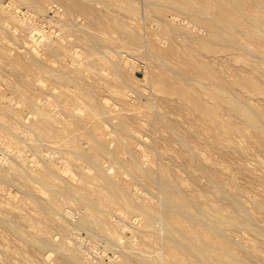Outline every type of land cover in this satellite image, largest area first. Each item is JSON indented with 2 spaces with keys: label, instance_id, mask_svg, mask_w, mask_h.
<instances>
[{
  "label": "rangeland",
  "instance_id": "1",
  "mask_svg": "<svg viewBox=\"0 0 264 264\" xmlns=\"http://www.w3.org/2000/svg\"><path fill=\"white\" fill-rule=\"evenodd\" d=\"M99 1L98 3L95 2L92 7L99 11L100 14H104V7ZM141 2L142 0H139L140 5L142 4ZM0 3L3 6L1 7L0 5L1 9L4 8V11H2L6 14V16L4 14V17L0 15V173H2L0 174V180L5 179L7 177L5 180H1L3 182H0V208H2V211L4 210L3 213L6 212L5 214L7 215L11 214V212H7L3 208H15V211L16 208H20V210L25 212H19L18 209L17 213H20V215L25 214L26 216L27 214V218H31L30 216L32 215V217H34L35 215L34 218L39 220H42L43 216L46 215L44 216V218H48L49 220L46 219L45 221V219H43V222H45V224L53 226L58 224H64L65 226H67L66 229H68V231L65 232L60 230L58 227L52 228L47 233L48 235L49 233H51L49 237H52V239H48L50 240L52 245L46 246L47 248H42L41 246L43 245H40V248L36 244L28 245L26 241H22L23 238L19 237L17 233H10L11 229L9 230V228H11V226H7L5 224L6 221L4 222V219L2 218L3 215H0V248L1 246H5V248L3 247L4 250H6L7 248L8 250L13 251V253L11 252L10 254H7V251H1L0 249V264H12V262L13 264H18V262H20V264H25L27 260V262H30V264H74L73 261L67 258L66 254H64L67 251L61 253L62 251L59 252L55 248V250L53 249L52 246H55L60 242L65 243L66 245L70 242L69 245H71L72 247L75 248L76 246V249L78 250L80 248L79 251L81 252V254H84L82 255L83 258H88V262L86 258H84L85 263L83 262L82 264H119L124 260L128 261V258H130L131 264H141L139 261H137L138 258L141 256L140 253H142L139 250L141 248L140 246H142L141 249L144 248V251L152 252V255H155L158 252H163V249L160 247V244L158 245L157 242L154 244V237L147 238V236H145L148 227L146 218L139 212L138 215L137 212H132L131 210H128L129 213H127L126 208L117 202L110 206L103 207L107 208L108 210L104 209L103 212H100V214L104 213V216L102 215V217L105 219L109 226H107L106 228V233L105 230H102L101 228L99 229V227H96V225L94 224L87 225V223L85 224L84 222H81L82 218L87 213V206L84 204V207L83 204L79 202V200L77 199V195L79 193L77 191L76 192L78 194L73 195L74 198L76 196L75 199L77 200H73L72 196L70 198L67 197L68 200H64L60 208H58L57 210L53 209L54 212L50 211L51 213L41 212L43 214L42 215L40 213L38 214L37 211L39 210V204L44 201L43 198H47L44 201L45 203L48 201L50 202L48 192L42 187H40L37 181L35 180H33L34 184L32 183V185L34 187L33 190L36 191V193H31L32 197H30V194H26V191H21V189L19 188L22 187L23 189H27V185L25 183L24 178H21L24 181L22 180V184L20 183L18 176L16 177L15 171L13 170L22 169L21 172L24 170L26 174H29L31 176H37L38 174L41 175L50 166H53L50 167L52 168L50 170L52 171V179L53 182H56L54 183L56 186H61L63 182L64 184L69 183L68 185L71 186H80L81 184H85L88 189H94V187H102L101 190L104 193L107 192V187L101 186V184L103 185V183L95 178L93 173L95 170L94 168H90L91 165L86 162L87 159L85 158V155L92 149L91 147L93 145V142L91 139L94 137L97 140L104 142L105 144L107 143L106 145H104L108 150L116 149L118 144L122 143V141L119 139H123L125 142L131 144V146L135 150L134 152L141 158V162L143 166L145 165V167L150 166L149 164H152L153 162H156L157 164H165L166 162L168 163L167 165L172 164L170 166H172L171 168L173 170L175 167V170L178 171L180 175L183 173L184 176H181L183 177L188 186H193L201 190L206 189V192L209 195L215 197L218 202L222 200L219 202L220 204H225L227 202V199L224 193H219V196L215 194V191H213L214 189L211 187V184H208L210 182L204 174V171L199 169L197 166H193V174H188L186 170L184 171L182 169L185 165L183 164L184 162L182 156L184 149L182 146L179 145L177 141L175 142V139L172 137V133L170 132V130H168L170 132L169 133L167 131V128H165L162 124L161 125L163 127L161 128V125L159 124L161 122L156 123L158 125H156V130L153 129V124H150V118L155 114V112H157L156 110L158 109V112L168 111L166 112L168 118H171L170 120L172 121L175 120L174 122L177 123V125L180 129H182V131H186L185 129H190L192 127V129L195 128L194 130H196V132H198V134L201 136L198 141L200 142V144H198V142H196L195 144L196 153L200 155V158H203L202 160L214 163L216 162L215 166L219 171L220 178L225 189H228V191L231 190L234 192H238L240 200L250 208L253 220L259 223L258 226V223L255 224L254 222L253 226L255 228L257 227V229H260L261 227H263L262 229H264V208H256L253 205V200H259L264 202V146H259L252 142H248L244 137L240 135H235L230 139H225L226 137H224V148H217L207 141L208 137L210 136L209 133H211L210 129L207 127V124L201 121V119H197V123H192V119H194L195 116L191 109L187 108L179 101L172 103V108L168 107V109L166 105L164 106L162 94L157 89L156 84L154 82V74L158 71L168 76H173L174 74L171 70L167 69L165 65L154 62V58L149 53V48L147 45H145L146 47H144L143 43L138 44V42L132 40L125 31L116 29L115 26L110 23L107 28L108 32L102 33L103 35L105 34L106 37H111V39L109 40V49L107 51L109 57L106 58V63L104 66H106L107 68V66L111 63L110 60L117 62L119 74H115L113 76L112 69L110 70L109 67L106 71L103 69V72L101 71L102 69L100 67L97 68L98 70L95 68L86 67L85 60H88L87 58L89 53L86 51L84 44L79 43L78 41V33H80V36L82 35V30L79 28L81 30L79 32L78 26L82 24L79 26L82 27L88 24L89 26L91 25V28L93 29H91L92 31L95 30L97 32H100L101 30L95 28V26H97L95 25V23H93V26V24H89L88 20H85L88 19V14L79 15V13H75V15L74 13H72V17L68 16L67 12H65L66 4H64L67 3V0H43L42 9L31 6L30 4L28 5L24 1L20 0H0ZM142 7L143 9L146 8V0H143ZM111 11L113 14L117 13L114 10ZM64 12L67 15H65ZM152 15L153 13L148 16L141 15L144 18H142L141 16H139L141 17L139 18L127 15L124 19L128 20L127 22L129 23L130 27L136 28L135 30L139 31L141 36L143 35L146 42L149 43L152 40L158 41L161 38L159 30L161 22L159 18L156 17V15H153L154 17ZM180 16L181 17L178 18L180 20L182 19V22L177 19V23L184 24L186 22V24L184 25L188 27L190 26L191 28H195H192L195 32L199 31L198 33L200 34L206 33V30H203L199 26H196L188 16ZM73 17L75 18L73 20H76L74 21V23L77 22L79 24L80 22L79 25L76 26L74 23L72 24L73 21L71 19ZM102 17L105 19H103ZM102 17V20H107V17H105V15H102ZM69 22L70 24H72L71 27ZM83 23L85 25H83ZM136 23L138 25H136ZM88 25L85 27H89ZM74 26L76 27L73 29L72 27ZM32 27H36L35 29L39 31V33L34 41L25 43L27 33L30 31V29H33ZM153 27L156 28L154 29ZM82 29L84 28L82 27ZM9 36L11 37L10 39ZM157 36H159V39ZM11 39H13L14 42L17 41V43H15L17 45L12 44L13 41ZM50 43L52 45L62 46V48H60L59 54H48L46 45L48 46L50 45ZM27 45H29L30 47L28 48ZM115 53H118V55H115ZM23 56L24 58L27 57L29 60L24 61ZM32 56L34 59H37L38 57L41 58H38L37 60H43L41 62H43L45 66L49 65V68H54L55 70L58 69V71H60V68L62 67V71H64L65 69L64 72H67L72 76L74 75V77L80 78L77 79L78 84H80V86L76 87L77 85H64L58 80L49 77L47 74L39 72L38 67L31 60L32 58L30 59V57ZM107 56L108 55H106V57ZM116 59H119L120 63ZM178 63L181 67L183 66L182 63ZM221 63L220 67H222L225 73L231 74V64L229 62ZM173 64H175L174 66L176 68L179 67L177 63ZM26 69L28 70L26 71ZM29 70L32 74H28L30 73ZM23 71H26V73ZM120 75L125 78L124 81L120 80ZM83 82L85 85L82 84ZM88 84L94 85V87L92 86L93 92L97 95H93V99L96 100L98 97V99L100 98L99 102H101V100L102 102L106 101L107 105L105 107L107 108H104L103 110V112L105 111L104 113L106 116H103L102 114L99 116H91L88 112L86 104L84 102L78 103V101L81 100H77L76 96L80 92H82V88L87 87ZM111 90H113V92ZM118 93L121 94V97L117 96ZM70 97H72V100L70 99ZM119 98L121 99L120 101ZM71 107L75 110H71L73 113L70 111V114L68 111L69 108L72 109ZM44 109H46L47 111L50 110V114L53 113L54 117L52 118L57 119L55 125H60L58 127H60L63 130L64 135L68 137L67 140H75V145L77 147H74L73 145H70L68 143V145H66V143L64 144L58 141L60 144H62L61 147L58 142L55 143L56 140L53 141L54 139L51 140V138H44L43 136L41 137V139L39 134L34 133L37 132L36 128H43L46 125L42 114V110ZM6 110L9 111L8 114L5 113ZM72 114H74L75 117ZM226 117L235 125H242V119L238 114L234 112H226ZM120 119L125 120L129 127L130 133L132 132V129L134 130L131 135L128 136L129 133L125 135L119 134L118 127ZM51 126L52 125H49L47 129H49ZM115 126H117L116 129ZM34 128L36 131H33ZM136 131L138 133H136ZM205 131L208 132L206 133ZM12 134L14 136H12ZM166 134H168V136ZM136 135L139 136L138 139ZM206 135L208 136L206 137ZM11 138L15 139L12 140ZM167 139L170 140L168 141ZM8 140H10L11 142ZM13 141H15L14 146V143H12ZM5 142H7V144H5ZM237 144L245 145L247 147L246 151H241V149L238 148ZM6 145L9 147H7ZM63 146L65 148H63ZM72 148H77L75 149V151H77L78 153L80 152L79 154H81L82 156L77 154V152L75 153ZM64 151L68 153H64ZM69 151H71L70 154L72 156L69 154ZM159 151L164 155L161 154ZM179 152L182 153L180 154ZM66 154L68 156H71L70 159L67 157ZM121 155L124 161L128 162L132 159V157H130V154L126 152H122ZM146 155L148 158H144V156ZM179 155L182 157V159ZM74 158L76 160H74ZM150 158L151 161H149ZM71 159H73L74 161H77V159H79V166ZM67 160L73 161V165H70L71 162L69 161L68 163ZM100 162L102 164V167L100 165L101 169L103 167L106 169L105 170L103 168L101 171L103 172L105 170L107 175H111L106 176L104 174L106 177H112L113 179L117 177L118 179L115 178L114 180L115 182L118 181L119 184L121 183L120 185L122 187L126 186L127 184V186L123 188L124 190H127L125 192L127 193V195H129L130 199L132 198V195L134 197L133 193H135V195L138 194L136 195V197L132 198L134 201H136V203H138L139 201L142 203V201L145 200L149 201V198L150 201H154L153 203L157 202L156 204H160V202H162L161 199L163 197L161 198V193L158 192L157 188L149 185L146 180L142 178H138L136 180H128L119 176L117 164H114L113 159L107 156H102L100 158ZM21 163L24 164L25 166H23L26 168L22 167L20 169V166H22ZM47 163H49V167L46 165ZM15 167L18 168L15 169ZM42 167L44 168V171ZM28 169H32L35 175L32 171L29 170L31 173L30 174L28 172ZM181 169L183 172L181 171ZM55 171H57L56 175H54L56 173ZM89 171L91 172L92 176H90ZM194 171L196 173H194ZM12 173L15 175L16 179L14 178V175H10ZM3 175H5L6 177ZM195 180L198 185L195 183ZM207 180L208 182H206ZM39 187L42 188L44 191H42ZM150 187L152 188V190ZM210 189L212 190L210 191ZM157 194L158 196L160 195L159 197L161 199L157 197ZM37 195L39 198L37 197ZM36 198H38V201L40 200L39 203H37L38 201ZM141 198H143L142 201ZM60 210L61 212H59ZM56 211H58L60 215ZM131 212L132 214H130ZM17 213L15 214V217L13 213L9 217H14L13 221H15V223L12 222V220L10 222V224L12 223V226L13 223L14 226H19L18 222H21L20 219L17 220L18 222H16L15 218L18 219L17 215H19ZM123 213H126V217ZM51 214L57 215L55 217L57 220ZM23 215L19 218H26ZM127 216H129L130 218H127ZM23 220L24 221L21 222L22 225L20 224L23 228L21 226L19 227L23 234L25 233L24 231L27 230V234H24L25 237H27L28 239H30L32 236L36 237L37 235V238L39 236L40 238L44 236L47 237V235H44V233L42 232L38 234V231H36V229L33 227L32 229L33 231L35 229L36 232L34 233H37V235L33 234L30 235V237L28 234H32L31 232L33 231L28 229L31 226L27 225L28 223L25 222V219ZM8 221H10V219ZM163 224L164 222H162V218L155 219L154 227L157 230L155 238H163L165 236L164 234L166 231L164 229ZM115 230L117 233L114 232ZM160 231H164L163 234ZM111 232H114V235H110ZM135 233L137 234V236ZM230 233L231 241L233 240L236 242H231L233 245H235V247H238V245L240 244L239 241H241L239 248L242 246V249L246 248L245 250L247 254H245V256L247 259H252L253 256H257L260 261L264 263V243L260 242L254 232L249 230L234 229L230 230ZM117 234L118 236H115ZM35 237L32 238L34 239ZM141 237L145 238V240ZM111 239L115 242L111 241ZM147 239L151 242L150 245L146 244L147 242H149H146ZM1 240L4 241L3 243L6 244L4 245ZM52 240H54V245L52 243ZM63 240H65V242ZM130 241L134 242L130 244ZM134 243L138 245H136L138 248L136 247V249H134ZM242 243L244 244L242 245ZM144 245L147 247H145ZM149 247L151 248L149 249ZM123 250L128 251V254ZM129 252L136 256L137 259L135 260L136 257H133V255L129 254ZM10 256H13V259H11ZM23 256L26 259H24ZM130 256H132L133 258ZM5 260H7V262ZM12 260H14L15 262ZM24 261L25 263H23Z\"/></svg>",
  "mask_w": 264,
  "mask_h": 264
},
{
  "label": "bare ground",
  "instance_id": "2",
  "mask_svg": "<svg viewBox=\"0 0 264 264\" xmlns=\"http://www.w3.org/2000/svg\"><path fill=\"white\" fill-rule=\"evenodd\" d=\"M20 1H24L28 5L30 4L31 6L42 9L43 0H20ZM98 1L99 0H67V3H64L66 4L65 12H67L68 16L72 17L73 16L72 13L74 14L79 13V15L88 14V19H85V20H88L89 24L95 23V25L98 26V27L95 26V28H98L99 30H101L100 32L99 31L97 32L95 30L92 31L93 29L91 28V25L90 26L88 24L85 25L84 23L83 25L85 26L88 25L89 27L82 26L84 28L82 29V27H79L80 25H82L80 24L79 20L78 22L80 25L77 22H76L77 24L74 23V21H76V20H73L75 19L74 17L71 19L73 21L72 24L74 23L76 26L79 25L78 29L80 28L82 30L81 31L79 29V32L81 31L82 35L80 36V33H78L79 40L78 39L77 40L79 41V43L84 44L86 51L89 53L88 58H87L88 60H85V64L87 68L97 69L100 67L102 69L101 71L103 72V69L106 71L108 70V67H109L110 70L112 69L113 76L115 74L116 75L119 74L116 61L110 60L111 63L107 66V68L106 66H104L106 63V58L109 57V54H107V51L109 49L108 48L109 40L111 39V37H108V36L106 37L105 34L103 35L102 32H108L107 28H108V25L111 23L112 25L115 26L116 29L125 31L127 35L132 40H135L136 42H138V44L143 43L144 47H146L145 45H147L149 48V53L154 58V62L161 63L165 65L167 69L172 71V73L174 74L173 76H168L159 71L155 72L154 74V82L156 84L157 89L162 94L163 102H164L163 105L164 106L166 105L167 108L168 107L172 108L173 107L172 103L179 101L184 106L191 109V111H193L194 116H195L194 117L195 120L192 119V123H195V122L197 123V119H201V121L205 122L207 124V127L210 129L211 133H209L210 136L207 139L209 143H211L213 146L217 148L223 149L224 148V145H223L224 137H226L225 139H230L235 135H240L244 137L248 142H252L259 146H264V0H146L145 9H143L142 7L143 0L141 2L142 3L141 5L139 3V0H100L99 2L104 7L103 10H105L104 14H100L99 11H97L94 7H92V5H94L95 2L98 3ZM1 7L3 6L1 5ZM1 7H0V15L4 17V14H5L3 12L4 8L1 9ZM43 7H44V4H43ZM111 10H114L117 13L113 14ZM151 13H153L154 16L156 15V17H158L161 22L160 28H159L161 38L158 41L152 40L151 42L148 43L146 42L143 35L141 36L139 31L135 30L136 28L130 27L129 23L127 22L128 20H125L124 18L127 15L131 17H139L141 15L148 16ZM102 15H105V17H107L106 21L102 20L103 18ZM180 15L188 16L190 20L196 26H199L203 30H206V33L200 34L198 33L199 31L195 32L193 30L195 28L192 27L193 28L192 29L190 26L188 27L184 25L186 24V22L184 24L177 23V19H179L178 17H181ZM180 21L182 22V19ZM72 24H70V27ZM136 25L138 24L136 23ZM76 26L72 28L74 29ZM32 28L33 29H30V31L27 33V36L24 34L26 36L25 43L34 41L36 36L39 33V31L35 29L36 27L35 28L32 27ZM153 28L155 29L156 27H153ZM157 37L159 39V36ZM10 38L11 37L9 36V39ZM11 40L13 41L12 44L17 43L16 40H15L16 42H14L13 39ZM27 46L28 48L30 47L29 45ZM46 47L48 50V54H59L60 48H62V46L52 45L51 43L48 46L46 45ZM116 54L118 55V53H115V55ZM106 55L108 56L106 57ZM28 56H31V55H28ZM30 59L38 67L39 72L47 74L49 77L55 80H58L64 85H69V86L77 85L76 87L80 86L77 80L80 78L74 77V75L72 76L71 74L64 72L65 69L64 71H62L63 70L62 67L60 68L61 70L58 71V69L55 70L54 68H49V65L45 63L46 61L44 63L48 67L45 66L43 62H41L43 60L39 61L37 59H34L33 56L30 57ZM23 60L28 61L29 59L26 57ZM116 60H118L119 62V59H116ZM178 62L182 63L183 66L181 67ZM221 62H229L231 64V67H232V72H230L231 74L225 73L222 67H220ZM173 63H177L179 67L176 68L174 66L175 64ZM27 70L28 69H26V71ZM26 71H23V72L26 73ZM28 74H32V73L30 72ZM119 78L122 81L125 80V78H123V76L121 75L119 76ZM82 84H84V82ZM92 86L94 87L93 84H88L87 87L85 88L82 86L83 87L82 92H80L79 94L77 93L78 95L76 96V99L81 100V101H78V103L84 102L86 104L88 112L91 116L92 115L99 116L101 114L104 116L105 111L103 112V110L104 108H107L105 107L107 105L106 101L102 102L101 100V102H99L100 98L98 99L97 97L98 101L97 99L95 100L92 98L93 95L95 96L97 95L93 92ZM111 91L113 92V90ZM117 96L121 97V94L118 93ZM70 99L72 100V97H70ZM120 100L121 99L119 98V101ZM7 110L5 111V113L8 114L9 111ZM71 110L73 111L75 109L69 108L68 112L70 114L72 112ZM158 110H156L157 112L154 111L155 114L150 118V124L151 123L153 124V125L151 124L153 129L156 130V125H157L156 123L161 122L159 123L160 125L161 124L164 125V127L167 128V131L170 130V132L172 133V137L175 139V142L177 141L179 145L182 146L184 149L182 156H183V162H184L183 164L185 165L183 166V168L182 167L181 168L184 171L186 170L188 174H193V171H192V169L194 170V168H192L193 166H197L199 169L204 171V174L206 175V177L208 178L210 182L208 184H211V187L214 189L213 191H215V194L219 196V193L220 194L224 193L227 199V202L226 203L224 202L225 204H220L219 202L222 201L220 200L221 198L219 199L220 201L218 202L215 199V197L209 195L206 192V189H204L205 190L204 191L201 189H197L196 187H193V186H188L185 180L183 179V177L181 176L183 175V173L180 175L179 172L175 170V167L173 170L171 168L172 166H170L172 164L167 165L168 164L167 162L165 164H157L156 162H153L152 164H149L150 166L148 167H145V165L143 166L141 162V158L134 152L135 150L133 149L131 144L125 142L121 138L119 140H121L122 143L118 144L116 149L108 150L105 147L107 143L105 144L104 142H101L94 137L95 139L94 138L91 139L93 142V145L91 147L92 149L90 152H88L85 155V158L87 159L86 162H88L89 165H91L90 168H94L95 170L93 172L95 178L103 183V185L101 184V186L107 187L108 191L105 193L101 190L102 187L101 188L94 187V189H88L85 184L84 185L81 184L80 186L74 185L75 186L74 187V186L68 185L69 183L64 184L63 182L61 186H56L54 184L56 182H53V179H52V176H53L52 171L50 170L52 169L50 167H53V166L49 167L48 166L49 163L46 164L49 167V168L47 167L48 168L47 170L44 171V168L42 167L44 172L42 171L43 173L41 175L38 174L39 176L38 175L31 176L29 174H26L24 170H23L24 172L23 171L21 172L22 170L21 168L25 166L24 164L21 163L22 164V166H20L21 170L17 169L13 171H15L16 177L18 176L20 183L23 180L21 178H24L25 183L27 185V189H23L22 187H19V188L21 189V191H24V192L26 191L25 193L30 194V197H32L31 193L32 194L36 193V191L33 190L34 187L32 185V183L34 184L33 180H35L37 181L40 187H42L48 192L49 197H50L49 198L50 202L48 201L49 200L48 199L46 200L48 202L45 203L44 201L47 198H43L44 201L41 200L43 202L39 204V208H38L39 210L37 211L38 214L39 213L42 214L41 212L43 213L45 212L47 213L50 211L54 212V210H57L58 208L61 207L64 200H68L67 197L70 198L72 196L73 200L78 199L79 202L83 204V206L84 204L87 206L86 208L87 213L82 218L81 222H84L85 224L87 223V225L94 224L96 225V227L98 226L99 229L101 228L102 230H105L106 233H107L106 228L108 224L105 221V219L102 217L104 213L100 214V212L101 211L103 212L104 209L106 210L108 209L103 208V207L110 206L117 202L126 208L127 213H129L128 210H131L132 212L133 211L137 212V215L141 213L146 218L147 223H148L147 232L145 236H147V238L154 237L155 239V241H153L154 244L157 242L158 245L160 244L161 245L160 247L163 249V252L161 253L158 252L157 254L152 255V252L144 251L143 250L144 248L141 249L142 246L139 245L141 247L139 250L142 253H140L141 256L138 258L137 261H139L141 264H163V263L164 264H264L262 261H260V259L257 256H253L252 259H247L245 256V254H247L245 250L246 249L245 245H244L245 249H242L243 246L239 248L241 241H239L238 239L237 240L240 242L238 247L237 246L235 247V245L231 243V242L233 243L235 242L233 240L231 241V233H230V230H234V229L252 231L255 233L256 237L260 240V242L264 243V229H262L263 227H261L260 229H257V227L255 228L253 226L254 222L255 224L258 222L253 220V216L250 211V208L244 202L240 200L238 192H234L231 190L228 191V189H225V187L222 184L219 171L217 167L215 166L216 162L214 163V162H208L206 160H202L203 158H200V155L196 153L195 144L196 142L199 141L201 136L198 134V132H196V130H194L195 128L192 129L193 127L190 129H185L186 131H182V129L179 128L177 123L174 122L175 120L172 121L170 120L171 118L170 119L168 118L167 113H166L168 111L158 112ZM49 111H47L46 109L42 110L44 122L46 124L44 126L45 128L38 127L36 128L37 132H34V133L39 134L40 138L42 136L44 138L49 137L51 138V140L54 139L53 141L56 140L55 143L59 141L64 144L66 143V145L70 144L75 147L76 141L67 140L68 137H66L63 133V130L60 127H58L60 125L58 126L55 125V122L57 119H53L52 118L54 117L53 113L50 114ZM226 112H234L238 114L240 118L242 119V125L237 126L233 122H231L229 119H227ZM74 114L72 115L74 116ZM49 125H52V126L49 129H47ZM162 125H161V128L163 127ZM116 127L117 126H115V129ZM118 129H119V134L125 135L129 133L128 136L131 135V133H133L134 131L132 129V132L131 133L129 132V127L124 119H120ZM36 130L34 128L33 131H36ZM136 133L138 132L136 131ZM166 135L168 136V134ZM208 135H206V137ZM12 136L14 135L12 134ZM136 137L138 139L139 136L136 135ZM14 142L15 141H13L12 143ZM59 142L58 144L62 147V144H60ZM5 144H7V142H5ZM198 144H200V142H198ZM14 145L15 143L13 144V146ZM237 146L243 152L246 151L247 149L245 145L237 144ZM63 148L65 147L63 146ZM75 149L72 148V150H74V152L76 153L77 151H75ZM17 151H18V147H17ZM70 152L71 151H69V154ZM122 152H126L130 154V157H132V159L128 162L124 161L121 155ZM64 153H68V152L64 151ZM79 153L77 152V154ZM71 156L67 155L69 159ZM102 156H107L113 159V163L117 164L118 166L119 176L126 178L128 180H136L138 178H142L146 180L149 183V185L157 188L158 192L161 193L162 195L161 198L163 197L162 198L163 200L159 197L160 195L158 196V194H157V197H159L162 202L158 201L160 202V204H156L157 202L155 201L156 203H153L154 201H150V198H149V201L148 200L142 201L143 198H141L142 203L140 201L136 203V201L132 199L136 197V195H138V194L135 195V193H133L134 197L132 195V198L130 199L129 195H127V193L125 192L127 190H124L123 188V187H126L127 184L126 186L122 187L120 185L121 183L119 184L118 181L115 182L114 179L117 177H115L114 179L110 177L114 181L110 179L109 177H106V176H111V175L109 174L107 175V173L105 172L106 169L104 167L103 168L105 170L103 172L105 173L101 171L103 169V168L101 169L102 164L100 162V158ZM145 157L148 158L147 155L144 156V158ZM180 158L182 159L181 156ZM74 160L76 159L74 158ZM78 160L79 159H77V161H74V162L78 164ZM67 161L69 163L70 160H67ZM73 161H70L71 162L70 165H73L72 164ZM149 161H151V158ZM18 167H15V169ZM29 170L30 169H28V172L30 173L32 169L30 171ZM55 172L56 173L54 175L57 174V171ZM194 173L196 172L194 171ZM89 174L90 176H92L91 172ZM10 175L13 176L14 174L12 173ZM15 175H14V178H15ZM5 179H1V180H5ZM1 180L0 182H3ZM196 180H195V183H196ZM208 180L206 182H208ZM196 184L198 185V183ZM42 188L40 189L44 191ZM211 190L212 189H210V191ZM73 195H77V199H75L76 196L74 198ZM38 198H36L37 201H38ZM39 202L40 200L37 203ZM253 205L256 208H264V202L259 201V200H253ZM0 209H1L0 215L1 216L3 215L2 218L4 219V222L6 221L5 224L7 226L9 225L11 226V228H9V230L11 229L10 233L12 232L17 233L19 237L24 239V240L22 239V241H26L28 245L36 244L39 247L40 245H43L41 246L42 248L43 247L47 248L46 246L52 245L50 240L48 239V238L52 239V237H49L51 233H49V235L47 234L52 228L58 227L62 231H65V232L68 231V229H66L67 226H65L64 224H58L55 226L45 224V222H43V219H45V221L46 219H48V218H44V216L46 215L43 216L42 220H39V219L34 218L35 215L34 217H32L33 216L32 214H31L32 216H30L31 218L29 217L27 218L26 217L27 214L26 216L25 214L20 215V213H17L18 209H19V212L22 211L20 210V208H16V211L14 210L15 208H3L5 209V211L11 212V214L12 213L14 214L15 212L19 214L17 215L18 219L15 218L16 222H18L17 220L19 219L21 222H23L24 221L23 219H25L26 220L25 222L28 223L27 225L31 226V227L29 226L30 228L28 230L33 231L32 229L33 227L36 229V231H38V234L42 232L44 233V235H47V237L43 235L44 237L40 238L39 236L37 238L38 235L37 233H34L36 232L34 229V231L31 232L32 234H28V235L30 236V235L36 234L37 236L36 237L32 236V237H35L34 239L30 236L31 238L28 239L27 237L24 236L27 230L23 229L25 230L24 231L25 233L23 234V232L21 231L19 227L22 225L21 222H18L19 226L18 225L14 226L15 221H13V218L15 217L16 213L14 214L13 218L11 216L12 218L11 219L9 218L11 214L7 215L5 214L6 212L3 213L4 210L2 211V208ZM22 212L25 213L24 211ZM59 212H61V210ZM132 212L130 214H132ZM22 215L25 216L26 218H22V217H21L22 219L19 218ZM51 215L54 216V218L57 216L55 214H51ZM124 215L126 217V213ZM128 217L129 216H127V218ZM157 218H162V222H164L163 225H164V229L166 232L163 238H159V237L155 238L157 230L154 227V221ZM9 219L10 221H8ZM11 220L12 222H14L13 226H12V223L10 224ZM59 220H60V217H59ZM258 226H259V223H258ZM143 227H146V226H143ZM105 231H104V234H105ZM114 232H116V230ZM114 232L113 233L111 232L110 235H114ZM163 232L161 233L163 234ZM115 236H118V234ZM143 239L145 240V238ZM232 239H235V238H232ZM63 241L65 242V240ZM111 241L113 240L111 239ZM147 241L149 240L147 239L146 242ZM3 242L4 241H2V243ZM53 242L54 240H52V243ZM133 242L134 241H130V244ZM150 243L151 242L149 241L146 244L150 245ZM3 244L5 245L6 243H3ZM69 244L66 245L65 243L60 242L52 247L53 249L55 248L59 252L62 251L61 253L67 251L64 254H66V257L72 260L74 264H82L83 262L85 263L84 258H86V260L88 258L87 257L83 258L82 255L84 254H81V252L79 251L80 248L78 250L76 249V246L74 248ZM243 244L244 243H242V245ZM136 245L137 244L134 245L135 247V248L133 247L134 249H136V247L138 246ZM3 247L5 248V246ZM3 247L1 246L0 248L1 251H7V254H10L11 252L13 253V251L8 250L7 248L6 250H4ZM150 248L151 247H149V249ZM125 252L127 253L128 251H125ZM129 254L133 255L131 252H129ZM10 257L11 259H13V256H10ZM133 257H136V256L133 255ZM128 259H129L128 261L124 260L120 262L119 264H131L130 258ZM136 259L137 257L135 258V260ZM5 261L7 262V260ZM25 261L23 263H25ZM27 261L25 264H30V262L28 263ZM18 264H20V262H18ZM136 264H139V263H136Z\"/></svg>",
  "mask_w": 264,
  "mask_h": 264
}]
</instances>
